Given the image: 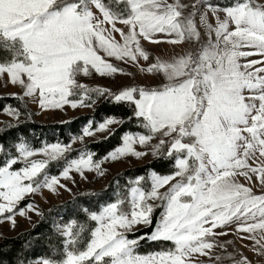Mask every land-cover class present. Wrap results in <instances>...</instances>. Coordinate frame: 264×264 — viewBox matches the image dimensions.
<instances>
[{
  "label": "snow or ice",
  "instance_id": "1",
  "mask_svg": "<svg viewBox=\"0 0 264 264\" xmlns=\"http://www.w3.org/2000/svg\"><path fill=\"white\" fill-rule=\"evenodd\" d=\"M145 42L188 47L153 56ZM0 48L10 54L0 78L19 86L12 98L23 105L66 110L103 100L128 109L89 119L68 143L35 146L20 133L0 144V219L15 227L17 215H43L30 195L71 191L62 180L87 179L86 170L102 176L105 161L150 154L171 165L117 184L98 210L80 209L85 221L54 220L60 245L35 264H253L228 250L233 241L216 239L229 231L264 257V0H0ZM127 65L150 82L116 89L83 82L93 73L134 76ZM0 110L15 121L0 135L31 116L26 107ZM126 123L137 130L123 131L103 157L84 144ZM76 141L82 147L73 157ZM145 244L155 250L139 251ZM17 264L33 261L18 256Z\"/></svg>",
  "mask_w": 264,
  "mask_h": 264
},
{
  "label": "trees",
  "instance_id": "2",
  "mask_svg": "<svg viewBox=\"0 0 264 264\" xmlns=\"http://www.w3.org/2000/svg\"><path fill=\"white\" fill-rule=\"evenodd\" d=\"M183 1L191 3L195 0ZM232 2H234V0H210V3L220 4L222 6ZM5 58L10 59V54L3 48H0V60ZM12 94H0V109L7 105L26 107L27 111L31 113V116L30 118L21 116V125L19 128H13L12 131L4 132L0 135V144H3L5 147L12 144L20 133H23L35 146H40L44 141L56 142L59 140L62 143H68L71 136L81 133L82 126L89 119L99 120L104 115L113 114L119 117L128 113L126 106H117L100 100L97 101L95 109L91 113L79 114L75 117L58 122H42L35 119L31 108L27 104L23 105L13 99ZM14 122L15 121L13 120H6L0 126V131L4 129L7 123ZM126 129L132 131L137 130L134 124L126 123L116 127V131L112 136L107 137L106 139L101 137L96 140H88L85 141L84 144H86L90 150H93L96 153L95 158L99 159L104 156L107 150L114 148L121 143V134ZM81 147L82 146L74 147V151L70 155L73 157L77 155V151L75 150H78ZM0 159H2V157H0ZM170 168L171 165L169 163L165 161H158L153 158L145 163L133 165L115 173L108 181L106 188L101 191L83 192L64 203L53 205L51 208H42L43 215H41L39 220L36 221L32 227L21 231L17 235H5L0 239V264H17L18 256L21 258L28 257L34 261L36 257L50 255V250H54L61 242V237H59L52 228L53 221L56 220L55 217L57 215L63 216V219H61L63 222H66L70 216L75 217L80 221H85L87 217L82 211H80V209L82 207H87L89 210H98V205L100 203L114 199L117 184L123 186L129 178L145 174L151 169L166 172ZM49 171L51 173H56L57 168L53 166ZM27 200L24 203H27ZM66 209L68 211H65ZM159 213V208L154 210L155 216H159ZM138 234L139 233H137V235ZM129 238H132V234L129 235ZM27 241L31 242L30 247L26 244ZM155 247L156 246L152 244H145L142 245L139 251L144 252L155 250ZM233 249L235 248L230 246V251Z\"/></svg>",
  "mask_w": 264,
  "mask_h": 264
},
{
  "label": "rangeland",
  "instance_id": "3",
  "mask_svg": "<svg viewBox=\"0 0 264 264\" xmlns=\"http://www.w3.org/2000/svg\"><path fill=\"white\" fill-rule=\"evenodd\" d=\"M182 3H186L183 0H181ZM195 1H192L191 3L186 4H192ZM220 5V4H219ZM222 6V5H221ZM201 31L203 32V28H201ZM206 38V37H205ZM145 47L148 48L153 56L157 55H172L174 53L181 52L184 48L188 47L187 45H180L173 47L169 44H162V45H153L150 43L145 42ZM255 58V57H253ZM143 63V61L141 62ZM127 71H130L134 73V76H124L119 75L112 78L107 77H100L93 73V75L89 77H82L83 82L88 84L89 86H106L110 87L112 89H116L120 85L129 84L132 82H139V83H149L150 81L145 79V74L141 73L136 67L132 65L125 66ZM12 93H21V89L19 86H14L10 82L5 83V80L3 78H0V94H12ZM27 105L31 108L33 112V116L35 119L42 121V122H58L62 120H66L72 117H75L79 114H86L91 113L95 109V105L91 108L89 107H78L77 109H72L71 107H67L66 110H46L42 111L39 109L37 104L28 101ZM15 107V106H13ZM107 115H104L101 119L96 120L100 121ZM21 119V117H20ZM6 120H13V117H10L6 113H4L2 110H0V126L5 122ZM94 120V119H93ZM113 127H116L113 125ZM82 132V131H81ZM81 133L77 134L80 135ZM106 133L98 132L95 133L91 137H85V141L88 140H96L101 137H105ZM82 146L80 141H76L72 144V147H80ZM138 149L140 148L139 145H135ZM153 157L148 154L145 155L143 158H135L132 156H128L126 158H122L118 161H105L102 165V168L105 170L104 175H99L95 172H90L86 170V176L87 179H82L79 175L75 176V183H72L71 181H63L62 183H66L68 185V188L71 189V191H67L65 189H59L57 193H51L47 189H44L41 191V193H37L34 195H30L27 199H32L31 201L38 206L39 211L42 213V208H51L53 205L64 203L70 199H73L76 195L90 192V191H101L106 188L108 181L110 178L117 172L126 169L130 166L142 164L147 161L152 160ZM254 191H258V186H253ZM30 217V219L28 218ZM41 215H38L34 212H28L27 216H16V225L15 227H12L10 222H7L3 219H0V239L5 236H11V235H17L23 230H26L39 220ZM56 221L63 224L64 222L61 220V215H57ZM217 240L223 242V241H233V244L230 245L236 250H238L239 253H242L243 255L247 256L250 260L253 261V264H264V257H258L256 253H254L250 247L252 244V241L248 239H241L239 235L229 231L227 235H222L216 237ZM229 246V251H230ZM221 250L219 248L216 249V252H220ZM238 258V257H237ZM200 259H206L204 257H200ZM33 264H35V260L33 261Z\"/></svg>",
  "mask_w": 264,
  "mask_h": 264
}]
</instances>
